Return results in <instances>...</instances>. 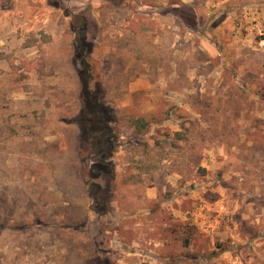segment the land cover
<instances>
[{
    "label": "rangeland",
    "instance_id": "rangeland-1",
    "mask_svg": "<svg viewBox=\"0 0 264 264\" xmlns=\"http://www.w3.org/2000/svg\"><path fill=\"white\" fill-rule=\"evenodd\" d=\"M112 1L47 0L54 40L12 31L0 0V264H264V0L200 1L196 22Z\"/></svg>",
    "mask_w": 264,
    "mask_h": 264
},
{
    "label": "trees",
    "instance_id": "trees-1",
    "mask_svg": "<svg viewBox=\"0 0 264 264\" xmlns=\"http://www.w3.org/2000/svg\"><path fill=\"white\" fill-rule=\"evenodd\" d=\"M122 0H113L112 2L119 8L129 9L132 11V9H135V6H131L132 4H128L127 1L124 0V3L121 2ZM130 5V6H129ZM80 16H77V18L80 19L81 28L84 32L83 38L74 46L75 52H76V59L80 61L81 63V70L79 71V78L83 87V95H82V101L83 105H85L84 108V114L88 116V121L90 122L91 127V141L92 146L95 149H98L99 152L103 153L105 150L110 149L109 146L112 142L111 136L104 134L106 130V125H108V122H105V118H102L104 115L111 114V109L103 108V100L102 98H94L93 93L95 92V86L101 85L100 81V74L98 72V65L97 60H95V57L93 55V48L94 45L90 42L89 32H90V23L86 16V14H79ZM129 28L132 29L133 26L137 23L134 19L129 16ZM144 28V25H143ZM134 33L140 32L139 29H133ZM99 83V84H98ZM96 112H101L103 115L102 117L94 116ZM113 116V115H112ZM114 117V116H113ZM116 121V119H115ZM112 130V128H110ZM108 146V147H107ZM101 153V154H102ZM107 157L102 159H97V162L100 164L99 166L107 165L105 162L107 161ZM93 187L98 189L99 186L96 184H93ZM96 191V190H95ZM94 195V194H92ZM99 200L101 197L99 196ZM101 205V204H100ZM101 215L105 214L104 211L99 212Z\"/></svg>",
    "mask_w": 264,
    "mask_h": 264
},
{
    "label": "crops",
    "instance_id": "crops-1",
    "mask_svg": "<svg viewBox=\"0 0 264 264\" xmlns=\"http://www.w3.org/2000/svg\"><path fill=\"white\" fill-rule=\"evenodd\" d=\"M37 3L36 0H14L12 8L8 9L6 17H10L11 22L18 25L15 31L21 30L22 33H28L35 31V33L44 31L47 34H51L56 39L55 35L59 32L57 28L58 20L61 18V13L56 8H52L47 5V0H40L44 6L39 10L29 6L30 2ZM124 1V0H123ZM125 1H137L144 8H149V11L158 10V14L165 17V19H172L174 17H182L186 21L196 22L197 17L200 14V7L203 5L204 0H125ZM176 1V2H175ZM29 3V4H28ZM149 3V4H148ZM151 3V4H150ZM136 8V7H135ZM141 9V7H138ZM45 11H42V10ZM132 9L131 12H134ZM172 14V15H169ZM43 15L45 17H43ZM135 18V14L132 16ZM16 40V39H15ZM12 40L11 42L15 41ZM38 40V39H37ZM26 39H22L21 42H25ZM38 43L40 41L38 40ZM10 47V46H9ZM15 46H11L12 49H16ZM35 48V50H33ZM33 48L25 49V52L33 50L36 52L37 46Z\"/></svg>",
    "mask_w": 264,
    "mask_h": 264
}]
</instances>
